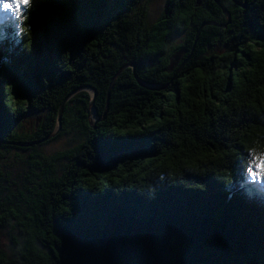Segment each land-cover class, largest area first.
<instances>
[{"label": "trees", "instance_id": "obj_1", "mask_svg": "<svg viewBox=\"0 0 264 264\" xmlns=\"http://www.w3.org/2000/svg\"><path fill=\"white\" fill-rule=\"evenodd\" d=\"M151 1L0 7V158L28 150L33 169L0 193V236L20 234L0 264H264V182L247 171L264 142V0H165L149 22ZM64 133L83 140L36 152Z\"/></svg>", "mask_w": 264, "mask_h": 264}, {"label": "rangeland", "instance_id": "obj_2", "mask_svg": "<svg viewBox=\"0 0 264 264\" xmlns=\"http://www.w3.org/2000/svg\"><path fill=\"white\" fill-rule=\"evenodd\" d=\"M8 0H0V7L7 4ZM165 0H152L149 4V13H148V19L149 22H153L157 19V17L160 15L161 10L163 9V4ZM180 56L178 55V59ZM90 91V89H88ZM39 115H33V114H27L26 122L23 121L22 126L23 129H30L33 124L35 118ZM90 117L92 120L95 119L96 115H93V113L90 114ZM39 120V119H38ZM36 120V121H38ZM57 135V134H55ZM54 135V136H55ZM83 138H76L73 133L70 134H61L59 136H56L53 138V140L50 143H44L40 145L37 148V153L41 154L44 159L48 160L52 159V157L60 152H63L67 150L68 148H74L76 144L81 142ZM71 153H74L75 150L71 149ZM27 154H29L28 150L20 151L18 149H11L9 153L4 157L0 158V193L2 195H6L8 193V190H17L24 185H28L29 187H32L30 183L26 181V175H30V171L33 170L31 167H28L26 164L27 160ZM76 156V155H75ZM74 156V157H75ZM72 158H62L59 159V162L53 163V167L57 168V174L62 175L64 172V168H66L68 165L73 164ZM36 181H34V184ZM2 197V196H0ZM2 201V200H1ZM27 207V206H26ZM29 212L28 210L26 211ZM14 225V222H12ZM15 227H6L4 229H1V247L4 250H7L10 252V246H11V237L12 236H20L18 233V228L16 225Z\"/></svg>", "mask_w": 264, "mask_h": 264}, {"label": "water", "instance_id": "obj_3", "mask_svg": "<svg viewBox=\"0 0 264 264\" xmlns=\"http://www.w3.org/2000/svg\"><path fill=\"white\" fill-rule=\"evenodd\" d=\"M246 2V1H245ZM240 5H242L243 7L246 5V3H241ZM128 66H130V68L132 69L133 73H134V66L135 64L134 63H129ZM123 68V67H122ZM121 68V69H122ZM120 70L113 76V78L111 79L110 83H109V86H108V89H107V93H106V105H105V110H104V114L108 111V104H109V94H110V89L113 85V82L114 80L116 79V77L118 76ZM137 81L145 86L143 83L140 82V80L138 79V77H136ZM149 87V86H147ZM80 89H85V90H88L90 89L89 93H90V102L88 104V109H87V117H88V123L92 126V128H95L96 127V123L101 121L104 117H95L94 120L91 119L90 117V114L93 113V115H96L95 114V111H94V107H93V102H94V98L96 96V91L94 88L90 87V86H85V87H82V88H79L77 89L75 92L79 91ZM73 94H70L68 96H66L63 101L61 102L60 104V107L58 109V114H57V125H56V128L54 130V132H52L50 135H48L46 138L44 139H47V138H51L53 137L57 132L58 130L60 129V121H61V113H62V110H63V106L65 104V102L72 96ZM18 145H26L25 143H16Z\"/></svg>", "mask_w": 264, "mask_h": 264}, {"label": "clouds", "instance_id": "obj_4", "mask_svg": "<svg viewBox=\"0 0 264 264\" xmlns=\"http://www.w3.org/2000/svg\"><path fill=\"white\" fill-rule=\"evenodd\" d=\"M248 154L247 171L255 178L264 179V142L251 141Z\"/></svg>", "mask_w": 264, "mask_h": 264}, {"label": "snow or ice", "instance_id": "obj_5", "mask_svg": "<svg viewBox=\"0 0 264 264\" xmlns=\"http://www.w3.org/2000/svg\"><path fill=\"white\" fill-rule=\"evenodd\" d=\"M9 2H10V0H9ZM31 4H32V0H27L26 5H21V12H20V14L23 15L24 14V8H25V6H27L29 8L31 6ZM238 174L239 173H237L236 175H238ZM248 178H249L250 182H258V183L264 182V179H259V178L253 177L250 174V172H248Z\"/></svg>", "mask_w": 264, "mask_h": 264}, {"label": "flooded vegetation", "instance_id": "obj_6", "mask_svg": "<svg viewBox=\"0 0 264 264\" xmlns=\"http://www.w3.org/2000/svg\"><path fill=\"white\" fill-rule=\"evenodd\" d=\"M246 6V5H245ZM243 7V6H242Z\"/></svg>", "mask_w": 264, "mask_h": 264}]
</instances>
